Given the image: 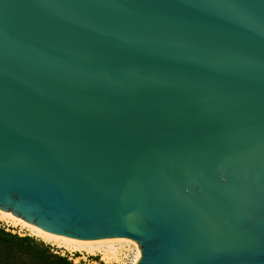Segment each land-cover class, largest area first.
Instances as JSON below:
<instances>
[{
    "label": "water",
    "instance_id": "1",
    "mask_svg": "<svg viewBox=\"0 0 264 264\" xmlns=\"http://www.w3.org/2000/svg\"><path fill=\"white\" fill-rule=\"evenodd\" d=\"M0 209L264 264V0H0Z\"/></svg>",
    "mask_w": 264,
    "mask_h": 264
},
{
    "label": "bare ground",
    "instance_id": "2",
    "mask_svg": "<svg viewBox=\"0 0 264 264\" xmlns=\"http://www.w3.org/2000/svg\"><path fill=\"white\" fill-rule=\"evenodd\" d=\"M0 223L12 228L19 227L25 229L30 236L38 239L44 244L61 249L69 254L75 253L88 256L99 255L107 264H118L119 257L123 254L121 252L125 246L129 245L134 246L136 250L131 264H137L141 257L139 245L127 238L84 240L56 235L32 225L9 211H3L1 209Z\"/></svg>",
    "mask_w": 264,
    "mask_h": 264
},
{
    "label": "trees",
    "instance_id": "3",
    "mask_svg": "<svg viewBox=\"0 0 264 264\" xmlns=\"http://www.w3.org/2000/svg\"><path fill=\"white\" fill-rule=\"evenodd\" d=\"M96 261L97 259H93ZM0 264H75L36 238L19 237L0 223ZM82 264V263H79ZM99 264H104L99 262Z\"/></svg>",
    "mask_w": 264,
    "mask_h": 264
},
{
    "label": "rangeland",
    "instance_id": "4",
    "mask_svg": "<svg viewBox=\"0 0 264 264\" xmlns=\"http://www.w3.org/2000/svg\"><path fill=\"white\" fill-rule=\"evenodd\" d=\"M2 226L7 230L9 231L10 233L14 234V235H17L19 237H23V236H29V237H32L29 235V233L25 230V229H21L19 227H15V228H12V227H8L4 224H2ZM34 238V237H33ZM51 247V246H50ZM52 250H54V252L62 255V256H67L68 259L70 261H72L73 263L75 264H79V263H82V264H99V262H102L104 264H107L105 263L101 257L99 255L97 256H88V255H79V254H69L61 249H57V248H54V247H51ZM135 247L132 246V245H129V246H125L123 251L121 253V256L119 257V263L118 264H131V261L133 260V255H134V252H135ZM93 259H97L96 261H94Z\"/></svg>",
    "mask_w": 264,
    "mask_h": 264
}]
</instances>
